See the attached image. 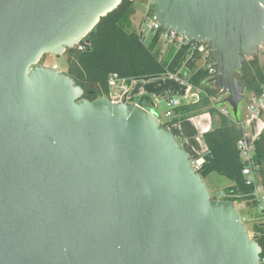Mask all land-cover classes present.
Masks as SVG:
<instances>
[{
    "label": "water",
    "instance_id": "water-1",
    "mask_svg": "<svg viewBox=\"0 0 264 264\" xmlns=\"http://www.w3.org/2000/svg\"><path fill=\"white\" fill-rule=\"evenodd\" d=\"M121 2L0 0V264H262L236 204L211 195L155 101L90 100L41 63ZM154 4L165 29L209 46V81L237 114L238 73L264 45V0Z\"/></svg>",
    "mask_w": 264,
    "mask_h": 264
},
{
    "label": "trees",
    "instance_id": "trees-1",
    "mask_svg": "<svg viewBox=\"0 0 264 264\" xmlns=\"http://www.w3.org/2000/svg\"><path fill=\"white\" fill-rule=\"evenodd\" d=\"M136 1L122 0L79 45L68 49L65 52L66 71L84 88L85 97L90 100L98 96H109L110 79L113 75L125 79L128 83L138 79L177 75L192 86L200 88V99L212 113L218 114L220 122L218 126L204 133L206 152L194 156L192 160L198 162V170L206 182L212 173H218L230 180L228 185L219 190L211 186V191L215 190L220 196H214L215 198L232 200L238 211L240 208H260L257 215L252 211V216L246 215L245 222L251 237L262 246L261 262L264 264V201L258 198L254 186L247 183L248 176L243 171L251 165L264 192V130L252 144V160H246L240 148V141L245 138L247 129L244 123H237L241 122L238 117L230 115V112L224 113L223 110L227 109L223 104L226 103L222 98L224 92L209 81L212 76L205 58L188 44L173 47L174 50L169 56H163L159 33L146 41L138 30L131 28V15ZM185 68L188 69L187 75L183 73ZM238 77L250 94H260L264 85V65L259 54L249 56L245 60ZM140 100V104L143 100L152 102L153 97L146 94L141 96ZM196 113L198 110L192 109L191 104H180L174 107L173 114L162 122L169 126L172 122Z\"/></svg>",
    "mask_w": 264,
    "mask_h": 264
},
{
    "label": "crops",
    "instance_id": "crops-1",
    "mask_svg": "<svg viewBox=\"0 0 264 264\" xmlns=\"http://www.w3.org/2000/svg\"><path fill=\"white\" fill-rule=\"evenodd\" d=\"M259 57L261 63L264 65L260 53ZM128 84L129 91L127 93V100L139 103L141 101V96L148 94L153 97V101L156 103L154 108L159 115H162L163 110H165L166 113L168 98L170 97L177 98L180 104L189 103L192 109H197L198 113L195 115L172 122L169 124V127L192 159L194 156L202 155L206 152L207 143L204 138V133L212 127L218 126L220 120L218 114L212 113L200 99V96L196 102H191L190 98L194 93L198 95L202 93L200 88L192 86L177 75L161 76L148 80L138 79ZM110 93H112L111 89ZM245 94H247V92H245ZM253 96L254 95L250 93L247 94L248 103ZM141 104L145 107H152L151 102H146L145 100H143ZM243 115L244 118L241 119V122L248 128L245 137L252 145L255 138L264 130V118L250 116L247 112V108L243 110ZM166 119H168L167 116ZM207 181H209L210 185L215 189L219 188L218 180L213 176V173L208 176Z\"/></svg>",
    "mask_w": 264,
    "mask_h": 264
},
{
    "label": "built area",
    "instance_id": "built-area-1",
    "mask_svg": "<svg viewBox=\"0 0 264 264\" xmlns=\"http://www.w3.org/2000/svg\"><path fill=\"white\" fill-rule=\"evenodd\" d=\"M146 39L151 38L155 34L159 33L162 41L172 45L173 47H179L184 44L191 45L193 50H197L205 58L206 65L211 73V76L214 77L217 75L218 71L215 67V64L211 58V51L207 44L203 42H194L187 39L185 35H181L175 31L165 29L160 22L152 15L150 21H145L141 24L140 30H138ZM80 44V43H79ZM78 44V45H79ZM82 47V46H81ZM50 66L55 70H60L59 65L54 63ZM111 81V92L113 97L109 96L113 100L128 99L127 93L129 91L128 82L119 78L117 75H113L110 79ZM180 105V102L177 98L170 97L168 98V105L165 115L167 117L173 114V108ZM224 113H229L228 109L223 110ZM247 112L250 116L264 118V85L260 94L255 95L251 98L247 106ZM238 124H243V122H237ZM240 148L242 149V154L244 158L248 161L252 160V145L246 139V137L240 141ZM194 168H198V162L192 160ZM244 173L248 176L247 183L251 184L255 188L256 195L261 201H264V192L262 185L259 181L257 173L253 171L250 166L244 168ZM242 220L245 222L247 217L241 215Z\"/></svg>",
    "mask_w": 264,
    "mask_h": 264
},
{
    "label": "rangeland",
    "instance_id": "rangeland-1",
    "mask_svg": "<svg viewBox=\"0 0 264 264\" xmlns=\"http://www.w3.org/2000/svg\"><path fill=\"white\" fill-rule=\"evenodd\" d=\"M155 4H154V0H137L136 1V4H135V9L133 11V14L131 15V28L133 29H136V30H140V27H141V24H143L145 21H150L152 19V9L154 8ZM146 41H149V39H147ZM161 49H162V55L163 56H169L171 54V52L174 50L173 46L166 43V42H162L161 41ZM260 55L262 56L261 59H262V62L264 63V45L261 47V50H260ZM258 53V54H259ZM45 55L42 60H41V63L43 64H52L54 62H57L59 64V68L60 70H66V54L64 53L62 56L60 57H57L55 55ZM246 88H244V98L243 100L241 101L240 103V106H239V110H238V113L235 115V113L233 114V110L231 108V106L229 105V103L227 102V98H228V94L227 93H223L222 94V98L226 101V103H223L225 104L224 106L227 107V109L229 110L230 112V115H233L234 117H238L240 118V120L242 118H244V115H243V110L247 108V105H248V101H247V94L249 93L247 91V94H245L246 92ZM109 96L113 97V94L112 93H109ZM198 96H201V93H199ZM159 115V114H158ZM159 118L162 120V121H165L166 120V116H165V110H163L162 112V115H159ZM246 129H248L247 127H245ZM213 176L215 178H217L218 180V187L217 189H221L223 187H225L227 184L230 183V180L228 178H226L225 176L223 175H220L218 173H213ZM208 183V186L210 188V191H211V185L209 183V181L207 182ZM214 188V187H213ZM211 194L212 196H219L217 195L216 191L215 190H212L211 191ZM220 197V196H219ZM218 197V198H219ZM221 199V198H220ZM260 208H253L252 210L251 209H239V213L242 215V216H252L253 214L254 215H257V213L259 212ZM251 211L253 212V214H251Z\"/></svg>",
    "mask_w": 264,
    "mask_h": 264
}]
</instances>
